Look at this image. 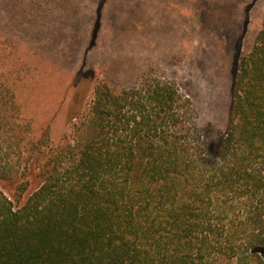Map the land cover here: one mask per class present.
<instances>
[{
  "label": "trees",
  "instance_id": "16d2710c",
  "mask_svg": "<svg viewBox=\"0 0 264 264\" xmlns=\"http://www.w3.org/2000/svg\"><path fill=\"white\" fill-rule=\"evenodd\" d=\"M231 95L219 141L160 79L99 83L60 145L0 111V264H264V20Z\"/></svg>",
  "mask_w": 264,
  "mask_h": 264
},
{
  "label": "rangeland",
  "instance_id": "374dc122",
  "mask_svg": "<svg viewBox=\"0 0 264 264\" xmlns=\"http://www.w3.org/2000/svg\"><path fill=\"white\" fill-rule=\"evenodd\" d=\"M263 20L264 0H0V111L29 123L30 136L48 127L60 145L99 83L160 79L192 100L199 129L219 141Z\"/></svg>",
  "mask_w": 264,
  "mask_h": 264
}]
</instances>
